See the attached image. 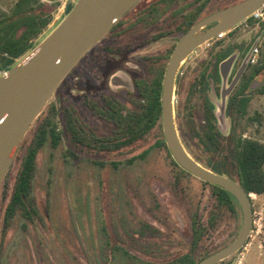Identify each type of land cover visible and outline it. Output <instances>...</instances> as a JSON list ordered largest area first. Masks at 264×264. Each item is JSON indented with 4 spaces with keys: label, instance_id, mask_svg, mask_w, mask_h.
I'll return each instance as SVG.
<instances>
[{
    "label": "rangeland",
    "instance_id": "1",
    "mask_svg": "<svg viewBox=\"0 0 264 264\" xmlns=\"http://www.w3.org/2000/svg\"><path fill=\"white\" fill-rule=\"evenodd\" d=\"M19 1L0 0V21L11 19ZM151 1L158 0L135 6L82 59L21 141L0 186V264H157L163 242L174 258L189 253L200 262L236 239L242 225L239 204L233 205L234 210L219 204L213 187L183 171L167 145L158 144L163 128L129 146L126 143L132 118L146 105L139 91L162 84L174 43L200 20L244 0H208L189 28L184 15L193 12L195 0H168L166 10L157 9L149 16L144 10ZM75 3L48 5L51 22L33 39L35 48ZM155 18L157 22L151 23ZM256 39L261 40L260 61L264 62V22L249 28L239 24L195 49L177 73L173 99L177 133L185 151L207 169L215 154L206 151L201 139L207 130L206 100L215 107L223 136L233 132L237 138L264 142L263 94L250 95L244 113L236 110L230 118L226 114L229 98L238 89L231 88L238 57ZM117 49H125L123 57L130 59L129 67L144 78L138 87L130 76L120 73L114 75L112 86L100 87L98 77ZM225 52L228 56L220 61ZM233 56L234 64L224 81L221 73L217 83L207 77L216 64L220 70ZM263 82L264 75L258 76L252 82L253 90ZM66 122L73 124L78 139L64 131ZM54 126L61 135L56 142L49 132ZM43 130L48 133L39 146ZM36 147L29 196L25 206L13 209L12 197L24 159ZM250 199L253 227L248 242L218 264H264V195L252 194ZM154 245L158 248L153 254Z\"/></svg>",
    "mask_w": 264,
    "mask_h": 264
},
{
    "label": "water",
    "instance_id": "2",
    "mask_svg": "<svg viewBox=\"0 0 264 264\" xmlns=\"http://www.w3.org/2000/svg\"><path fill=\"white\" fill-rule=\"evenodd\" d=\"M140 1L76 0L75 6L54 31L5 75L0 76V186L21 141L63 81L113 25ZM263 4L264 0H244L215 12L192 26L177 41L162 82L161 124L173 159L193 177L229 192L242 212V225L236 239L198 264H218L239 252L247 244L252 232L253 209L251 194L241 184L203 167L185 151L174 120L175 81L183 61L195 49L236 27ZM212 24L215 26L210 30L199 33ZM234 61L233 56L221 64L223 81ZM238 77L239 75L231 88ZM230 89L222 96L223 101ZM216 114L218 116V112Z\"/></svg>",
    "mask_w": 264,
    "mask_h": 264
},
{
    "label": "trees",
    "instance_id": "3",
    "mask_svg": "<svg viewBox=\"0 0 264 264\" xmlns=\"http://www.w3.org/2000/svg\"><path fill=\"white\" fill-rule=\"evenodd\" d=\"M207 3L208 0H195L193 12L184 15L188 21L186 27L189 28L194 24ZM55 6H58V4H55ZM73 7H68V14ZM50 22L51 9L48 5H42L37 0H20L11 19L0 21V65L10 67L11 69L19 59L35 49V46L32 44L33 39L42 33ZM227 56V52L223 53L220 61L224 60ZM260 75H264V62L261 61L248 69L235 94L229 98L226 108V114L229 118L234 116L236 110L241 113L245 112L250 95L254 93L264 95V82L258 89L251 90L252 82ZM207 77L216 83L220 82L219 64L215 65V69L213 72L208 73ZM205 86L208 87L207 80L205 81ZM161 91V82L152 85L151 88L146 86L145 89H141V97L146 100V105L136 119L132 118L126 145L129 146L137 142L142 136L152 130H162ZM242 102L243 105L241 104ZM238 106L241 108H238ZM214 109V105L209 100H206L205 121L207 130L202 133L201 139L206 151L215 154V158L207 163L208 168L217 174L238 182L249 195H264V142L252 138H237L233 132L228 137L223 136L218 129ZM69 122L65 123L64 131L71 134L74 139H78L75 127ZM57 129L54 126L49 131L55 142L61 139V135L56 134ZM47 133V130L41 132L38 142L39 146L44 143ZM221 139L223 142L220 141ZM158 144L160 146H166L164 136ZM37 150V147L31 148L24 159L19 176V183L12 197L11 203L13 209H17L19 206H25L26 204L25 202L29 196L33 178ZM147 153L146 151L143 157ZM210 186L215 189L219 204L228 206L230 209H233L234 204L238 205L236 199L229 192L214 185ZM145 228H149V226L146 225ZM154 233L159 234V232ZM196 238L197 236L194 237L192 242L193 247ZM159 246L161 250L159 260L161 262L157 264L199 263V261H194L189 253L180 255L177 258L175 257V259L173 257L174 255L169 254L170 250L164 242ZM154 247L156 248L152 249L153 254L158 248L155 245ZM146 253L149 254V252Z\"/></svg>",
    "mask_w": 264,
    "mask_h": 264
},
{
    "label": "flooded vegetation",
    "instance_id": "4",
    "mask_svg": "<svg viewBox=\"0 0 264 264\" xmlns=\"http://www.w3.org/2000/svg\"><path fill=\"white\" fill-rule=\"evenodd\" d=\"M143 1H145V0H141L138 4H140L141 2H143ZM137 4V5H138ZM136 5V6H137ZM169 4H168V0H158V1H151V2H149L148 3V5H146V8H145V13H147V15H149L150 16V13L151 12H154L155 10H157V9H165L166 10V7L168 6ZM173 6H175V5H173ZM171 6H169V8H170ZM134 8V7H133ZM132 8V9H133ZM131 9V10H132ZM130 10V11H131ZM129 11V12H130ZM129 12H127L117 23H115L114 25H113V27L109 30V32L116 26V25H118L124 18H125V16L129 13ZM176 13V12H175ZM174 13V14H175ZM146 15V16H147ZM147 19V18H146ZM155 20L156 21H153V22H151V23H154V22H157V19L155 18ZM105 37V36H104ZM103 37V38H104ZM103 38L101 39V41L103 40ZM101 41L95 46V47H93L89 52H91L94 48H96L100 43H101ZM176 43H177V41L174 43V48H175V46H176ZM254 43V42H253ZM253 43L248 47V50H246L244 53H243V55H241V56H239L238 57V68L236 69V74H235V78L239 75V77H238V80H237V82H236V84L234 85V89L233 90H235V89H237L238 87H239V85L241 84V82H242V80H243V78H244V76H245V74L247 73V71H248V69L251 67V65H250V63H249V60H250V56H251V48H252V45H253ZM174 48H173V50H174ZM117 51V53L115 54L116 56H114L112 59H108L106 62H105V64H104V66H105V68L102 70V72H101V75L98 77L99 79H98V82H99V85H100V87L101 86H107V85H111L112 86V84H111V80L114 78V75H117V74H124V75H127V76H130L131 77V79L134 81V83H135V85L138 87V84L139 83H143L144 82V78L142 77V75L139 73V71L138 70H136V68H131V67H129V58H126V57H123V53H124V51H125V49L122 51V50H119V49H117L116 50ZM88 52V53H89ZM87 53V54H88ZM87 54L85 55V56H87ZM171 55H172V53H171ZM171 55H170V57H171ZM170 57H169V60H170ZM129 59V60H128ZM82 61V60H81ZM80 61V62H81ZM80 62H79V64H80ZM168 63H169V61H168ZM78 64V65H79ZM77 65V66H78ZM76 66V67H77ZM168 66V65H167ZM166 69H167V67H166ZM166 72V71H165ZM70 75V74H69ZM165 75V74H164ZM235 78H234V80H235ZM110 79V80H109ZM234 80H232V82H231V85L234 83ZM116 88H118V87H116ZM232 90V91H233ZM141 92L139 91V96H141ZM232 96V95H231ZM252 195V194H251Z\"/></svg>",
    "mask_w": 264,
    "mask_h": 264
},
{
    "label": "built area",
    "instance_id": "5",
    "mask_svg": "<svg viewBox=\"0 0 264 264\" xmlns=\"http://www.w3.org/2000/svg\"><path fill=\"white\" fill-rule=\"evenodd\" d=\"M41 4L45 5H53L58 4V6H66L69 2H73L74 0H37ZM264 22V4L254 11L249 17L243 20L240 24H242L245 28H249L250 24H259ZM225 33L220 34L218 37H223ZM260 51H261V40L256 39L251 48V56L249 63L254 66L257 65L260 61ZM7 72L0 68V76L5 75Z\"/></svg>",
    "mask_w": 264,
    "mask_h": 264
}]
</instances>
